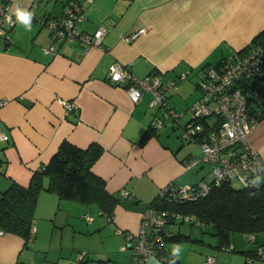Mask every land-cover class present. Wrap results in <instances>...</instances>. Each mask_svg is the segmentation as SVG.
Listing matches in <instances>:
<instances>
[{
    "label": "crops",
    "instance_id": "obj_1",
    "mask_svg": "<svg viewBox=\"0 0 264 264\" xmlns=\"http://www.w3.org/2000/svg\"><path fill=\"white\" fill-rule=\"evenodd\" d=\"M7 1L12 14L19 5L34 19L30 31L15 22L8 38H0V129L9 135L0 140V194L12 181L28 184L68 140L100 145L91 170L109 192L126 188L133 197H122L109 219L93 203L47 189L44 176L32 237L0 233V264H130V251L121 249L124 232L138 231L146 204L168 182H194L201 175L199 167L184 168L194 151L185 149L177 123L171 121L172 130L152 126L163 112L150 106L151 93L132 102L123 84L109 80L110 66H128L139 77L158 71L164 81L181 72H187L185 79L198 76L204 64L219 63L264 29V0H76L85 4L77 27L93 32L103 26L102 44L58 42L49 53L41 47L54 38L43 21L59 18L64 4L75 0ZM140 28L145 31L134 40H123ZM176 89L168 90V106L175 110ZM59 97L76 100L78 109L66 113ZM247 139L264 158V117ZM258 181L264 183V172ZM80 250L87 252L82 261L76 260ZM154 257L146 264H157Z\"/></svg>",
    "mask_w": 264,
    "mask_h": 264
},
{
    "label": "built area",
    "instance_id": "obj_2",
    "mask_svg": "<svg viewBox=\"0 0 264 264\" xmlns=\"http://www.w3.org/2000/svg\"><path fill=\"white\" fill-rule=\"evenodd\" d=\"M93 0H87L92 2ZM85 4L79 1H68L64 4L62 15L53 21H43L47 25L54 40L48 46H42L45 53L54 52L56 43L73 42L84 48L100 46L106 29L99 26L93 32L83 31L77 23L85 18ZM33 13V12H32ZM11 16V19L7 17ZM34 19V14H33ZM32 19V20H33ZM16 19L9 10L7 0H0V38H8V29L12 28ZM145 28H140L125 36L123 40L131 42ZM109 80L115 84L124 85L132 102H138L146 91L151 93L150 106L153 109L163 110L161 117H155L152 126H162L170 115L172 121L181 128V138L197 143L201 154H190L183 160L185 169L199 167L208 169L194 182L176 184L172 181L163 186L160 197L169 201L196 200L222 182H228L238 187L256 186L258 176L264 172V158L252 148L247 136L257 122L264 117V51L253 50L246 53L232 52L220 64L208 65L202 69L197 87L200 94L195 102L189 104L183 114L168 106V90L175 87V79L162 78V73L152 71L144 76L135 75L128 66L121 67L112 64L109 68ZM185 72L177 78L184 79ZM64 111H76L78 105L74 99L58 98ZM188 119L181 122V117ZM0 140L8 141L9 135L0 129ZM123 198L132 193L126 188L119 190ZM88 218V217H87ZM175 222L178 219L191 220L199 224L193 215L175 214L169 216L167 210L157 209L147 205L141 215L137 232H124L123 250L131 253L130 264H146L156 256L157 248L164 243L163 234L168 220ZM34 230L32 225L30 236ZM3 231L0 229V233ZM166 232V231H165ZM247 237L256 242L253 234ZM252 255L264 259V244H257ZM233 244L227 246L233 249ZM87 252L80 250L76 260L86 259ZM253 256L245 260V264H253ZM206 264H214V256L205 259Z\"/></svg>",
    "mask_w": 264,
    "mask_h": 264
},
{
    "label": "trees",
    "instance_id": "obj_3",
    "mask_svg": "<svg viewBox=\"0 0 264 264\" xmlns=\"http://www.w3.org/2000/svg\"><path fill=\"white\" fill-rule=\"evenodd\" d=\"M253 50L264 51V29L257 32L245 46L234 52L242 54ZM206 66L208 64H204L203 69ZM174 79L176 85L183 80ZM195 84L197 86V83ZM100 152L101 146L96 143L80 147L68 140H62L49 161L32 173L28 184L23 185L12 181L1 192L0 229L3 232L18 234L26 240L32 237L30 233L34 219V207L37 195L43 188L44 176H47L50 181L47 189L57 191L60 197L82 203H93L110 219L114 207L122 202V197L109 192L105 179L91 170V164ZM258 183L251 187H234L228 182H222L196 200L169 201L166 197H160L158 193L148 205L167 210L170 217L174 216V213L193 215L198 225H209L213 228L218 247H227L233 244L231 241L233 233L240 232L247 236V234L254 235L264 232V183L259 181ZM173 221L169 219L165 226ZM164 233V243L157 248L159 258L165 254L166 241L188 237L180 233L174 234L166 228ZM247 253H252V251ZM162 264H172V261L166 260Z\"/></svg>",
    "mask_w": 264,
    "mask_h": 264
},
{
    "label": "rangeland",
    "instance_id": "obj_4",
    "mask_svg": "<svg viewBox=\"0 0 264 264\" xmlns=\"http://www.w3.org/2000/svg\"><path fill=\"white\" fill-rule=\"evenodd\" d=\"M199 75H191L188 79L180 81V85L175 86L176 93L173 95V101L171 104L176 108L178 114H183L186 107L189 104H192L198 98V94H200L199 88L194 85V83L198 82ZM175 87H171V90ZM163 112V110H162ZM164 120L165 125L168 130L171 129V121L172 118L170 115L165 116ZM188 119L187 115L181 117V122H184ZM164 126L163 128H165ZM177 131H181L178 129ZM172 133V131H170ZM185 145V149H190L194 151L193 154H201V149L195 142H188L186 140H182ZM208 166H204L203 169L200 170V175H202ZM234 187H238L236 183H233ZM133 197L132 195L129 197ZM128 198V197H127ZM147 208V204L144 207L141 215L145 212ZM167 230L173 231L174 234L180 233L187 238L183 239H174L168 240L164 244V252L162 258L154 257L158 261L157 264H162L163 261L171 260L173 261V257L171 255L172 249L174 246L179 245L181 248V252L179 258L175 259V263L177 264H206L205 259L207 256H214L215 262L214 264H244L245 257L253 256L252 253L256 250V243L252 242L247 236L243 233L236 232L233 233L231 241L234 244V248L232 250H228L227 247H218L217 238L213 234V228L209 225L200 226L191 220H177L172 223H168ZM256 238H258L261 242H264V232H259L254 234ZM252 251V253H247L248 251ZM253 264H264V259H261L257 256L253 257Z\"/></svg>",
    "mask_w": 264,
    "mask_h": 264
},
{
    "label": "clouds",
    "instance_id": "obj_5",
    "mask_svg": "<svg viewBox=\"0 0 264 264\" xmlns=\"http://www.w3.org/2000/svg\"><path fill=\"white\" fill-rule=\"evenodd\" d=\"M13 14L15 15L16 22L23 25L26 30H31V22L33 19V13L27 9L20 7L19 5L14 6ZM11 19V16L7 17ZM2 34V33H0ZM181 248L179 245L173 247L171 255L173 257L172 264H175V259L179 258Z\"/></svg>",
    "mask_w": 264,
    "mask_h": 264
}]
</instances>
